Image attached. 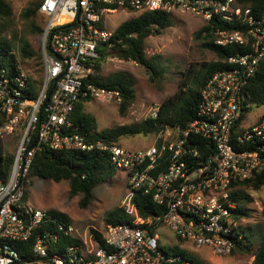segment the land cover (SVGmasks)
<instances>
[{
	"label": "built area",
	"instance_id": "obj_1",
	"mask_svg": "<svg viewBox=\"0 0 264 264\" xmlns=\"http://www.w3.org/2000/svg\"><path fill=\"white\" fill-rule=\"evenodd\" d=\"M176 8L206 21L221 15L237 27L215 30L214 44L242 47L205 82L196 116L184 127L164 125L141 149L76 132L69 118L76 102L88 97L119 105L122 100L118 89L84 82L95 60L112 45L115 30L106 27V16L118 10L170 13ZM38 12L46 19L39 35L41 90L33 99L22 98L28 77L19 64L14 79H0V112L8 118L0 126V138L17 126L20 130L9 174L0 178V264H191L162 248L157 238L162 227L152 233L146 224L158 222L178 240L228 255L233 247L230 236L243 235L235 233V222L224 206L228 187L234 180L264 177V107L246 91L264 62V8L256 13L237 0H41ZM94 149L109 153L115 170L126 179L130 202L140 190L164 211L144 218L131 203V221L105 227V247L70 244L62 252L57 248L60 233L74 236L73 227L28 203L26 177L41 151ZM31 241L26 252L18 250L16 244Z\"/></svg>",
	"mask_w": 264,
	"mask_h": 264
},
{
	"label": "trees",
	"instance_id": "obj_2",
	"mask_svg": "<svg viewBox=\"0 0 264 264\" xmlns=\"http://www.w3.org/2000/svg\"><path fill=\"white\" fill-rule=\"evenodd\" d=\"M40 1L32 0L21 12L22 18L30 17L32 19L31 31L39 34L42 32L41 25H37L34 17L40 15L38 12ZM237 2L242 7H250L256 13L264 8V0H237ZM7 11L8 8L5 0H0V16L7 13ZM171 25L170 13L161 10L145 11L131 19L121 22L116 28L113 38L109 41L112 44V55L122 60L133 61L144 67L150 74L151 81L161 79L163 76V67L147 58L144 41L148 36L160 34L163 29ZM236 27L234 23L227 21L219 14L213 15L206 21L197 31L195 37L196 39L202 40V47L214 53L216 59L202 63L198 70L193 71L190 68L184 72L177 92L159 104L155 117L149 116L138 124L121 125L112 130L99 131L95 117L84 109V104L90 100V98L85 97L76 102L73 111L69 115L75 131L81 133L87 139H101L106 143H112L117 142L121 136H146L151 133H156L164 125H179L184 127L189 120L196 116L199 93L208 78L215 71L226 66L225 61L229 55L242 51V47L232 45L219 46L214 44V31L218 28L229 29ZM13 47L0 33V79H7V76L9 79L16 77L19 71L17 67L18 57L23 60L35 56V53L23 39L18 40L17 54L13 51ZM37 56L41 58L43 65L41 51ZM103 56L100 55L95 60L93 70L87 75L84 82H91L106 88L118 89L122 97L119 110L123 112L133 97V79L123 73H117L105 79L102 78L100 75V61ZM246 91L251 94L257 106L264 107V62L260 63L258 69L250 77ZM38 92L39 89L36 86V81L28 78V87L23 90L22 98L33 99L37 96ZM7 120L6 114L0 112V126H3ZM198 142L200 141L198 140ZM12 161L13 154L3 152L0 138L1 179H5L8 176ZM161 166L163 167L164 164ZM115 173L116 170L110 162L107 151L98 149L91 151L44 150L35 155L26 177V183L30 182V179L33 177L45 178L52 181L66 180L69 184V195L73 197L81 194L79 206L86 208L92 202L94 188L106 181V179L111 178ZM263 186L264 177L262 174H257L243 180H234L228 187L229 198L224 203V206L229 210L230 217L235 222V226H233L235 233L240 232L243 234L240 239L237 236L234 238L230 236L233 244L230 254H234L235 252H249L253 244L256 243L254 250L250 251L253 255V260L250 264H264V223L259 221L252 226L242 224L241 220L243 217H246L247 204L251 202L248 189L258 190ZM24 198H27L26 191ZM228 202L234 203V208L228 207ZM131 203L134 205L137 214L144 218L158 215L164 211V207L154 202L150 194L143 193L140 190L134 191ZM48 212L65 224L69 223L67 216L63 212ZM132 218L124 208L117 207L107 213L105 227L116 223L131 221ZM146 224L150 227L152 233L157 232L162 225L160 222ZM90 232L94 243L100 247H105L104 232L102 233L94 229H90ZM254 233L257 235V241L253 238ZM58 243L57 248L62 252L70 244H80L76 237L70 235L64 236L61 233ZM31 244L32 241L26 244L18 243L16 246L20 252L24 253L27 251V248H30ZM162 248L169 253H174L171 249ZM78 253L80 252L78 251ZM181 256L189 260L191 264H205L202 260L192 255Z\"/></svg>",
	"mask_w": 264,
	"mask_h": 264
},
{
	"label": "rangeland",
	"instance_id": "obj_3",
	"mask_svg": "<svg viewBox=\"0 0 264 264\" xmlns=\"http://www.w3.org/2000/svg\"><path fill=\"white\" fill-rule=\"evenodd\" d=\"M32 0H5L7 13L0 16V33L18 52V40H25L35 56L23 60L18 57V64L28 78L36 81V86L42 87V62L37 54L39 49V33L31 31L30 17L22 18L21 12ZM140 13L131 10H118L106 16V27L116 30L119 24L131 19ZM172 25L162 30L160 34L148 36L144 41L147 58L163 67V76L157 81L150 80L147 70L133 61L119 59L112 55V49L105 51L102 56L100 75L108 78L117 73H123L133 79L131 102L121 112L119 105L100 98L90 99L84 104L85 111L91 113L97 123V129L112 130L121 125H133L144 121L151 116L159 104L167 97L177 92L183 73L192 68L198 70L202 63L216 59L214 53L202 47V40L196 39L195 34L206 23L201 16L188 10L173 9L170 12ZM37 25H43L46 19L42 15L34 17ZM104 50V48H102ZM93 70V66H92ZM91 70V72H92ZM192 71V72H193ZM194 73V72H193ZM154 133L134 136H121L117 141L120 145L141 149L149 146ZM20 139V130L17 126L12 134L1 137L4 153L13 154ZM69 184L66 180L52 181L45 178L33 177L26 185L27 201L35 208L46 211L63 212L71 226L73 234L83 249L94 247L90 229L99 232L105 230V217L114 208L122 207L133 213L130 195L123 174L116 173L106 179L93 190V199L86 208L79 206L81 194L71 197ZM251 202L247 204V215L242 224L254 225L262 220L264 210V186L258 190L248 189ZM130 214V213H128ZM157 238L166 249L175 254L192 255L205 264H250L253 260V251L220 255L214 253L206 245L198 246L188 240H178L164 225H161ZM254 230V229H252ZM253 238L257 241V235ZM66 259L70 260L68 256ZM69 262V261H68Z\"/></svg>",
	"mask_w": 264,
	"mask_h": 264
}]
</instances>
